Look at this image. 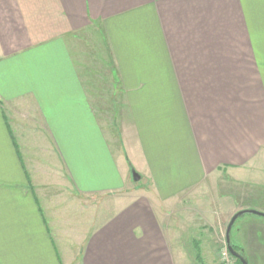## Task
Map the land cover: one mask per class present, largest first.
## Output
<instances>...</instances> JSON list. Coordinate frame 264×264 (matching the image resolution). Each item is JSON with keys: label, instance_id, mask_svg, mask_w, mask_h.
Returning <instances> with one entry per match:
<instances>
[{"label": "crops", "instance_id": "obj_1", "mask_svg": "<svg viewBox=\"0 0 264 264\" xmlns=\"http://www.w3.org/2000/svg\"><path fill=\"white\" fill-rule=\"evenodd\" d=\"M262 162L264 0H0V264H184L177 208Z\"/></svg>", "mask_w": 264, "mask_h": 264}, {"label": "rangeland", "instance_id": "obj_2", "mask_svg": "<svg viewBox=\"0 0 264 264\" xmlns=\"http://www.w3.org/2000/svg\"><path fill=\"white\" fill-rule=\"evenodd\" d=\"M83 44L87 49V58L97 60L103 55L101 44L95 35L92 34ZM124 153L132 163V157L125 147ZM132 167L134 168L133 165ZM133 172L140 175L136 168ZM147 179V176L141 175L140 180L135 182L130 175L131 191L127 194L138 195L141 190H148ZM184 203L177 208L178 211L183 210L180 219H170L179 222L178 226L174 223L175 227H172L176 230L178 242L182 241L180 244L183 246L184 264H236L232 257L224 259L221 256L227 248L225 231L237 212L253 210L264 213V162L251 163L241 170H227L219 177H211L204 187L197 189ZM260 225H264V218L245 215L238 218L231 229L230 245L239 248L237 253L241 254L247 264H264V240L258 236L257 247L250 254L249 248L254 243L245 235L250 230L248 226ZM194 242L200 245L199 251ZM197 251L200 259H196Z\"/></svg>", "mask_w": 264, "mask_h": 264}, {"label": "water", "instance_id": "obj_3", "mask_svg": "<svg viewBox=\"0 0 264 264\" xmlns=\"http://www.w3.org/2000/svg\"><path fill=\"white\" fill-rule=\"evenodd\" d=\"M133 173V180L135 182L139 181L140 180V177L134 173ZM245 215H249V216H258V217H262L264 218V213H260V212H257V211H253V210H244V211H240V212H237L229 221L228 225H227V228H226V231H225V242H226V247H227V250H228V253L231 255V257H233L234 259L238 260L240 262V264H247L246 260L241 256V254L237 253L236 251H234V249L232 248V246L230 245V233H231V229H232V226L234 224V222L240 218V217H243Z\"/></svg>", "mask_w": 264, "mask_h": 264}, {"label": "built area", "instance_id": "obj_4", "mask_svg": "<svg viewBox=\"0 0 264 264\" xmlns=\"http://www.w3.org/2000/svg\"><path fill=\"white\" fill-rule=\"evenodd\" d=\"M221 256L226 259V258H231L230 254L228 253L227 248L221 253Z\"/></svg>", "mask_w": 264, "mask_h": 264}, {"label": "trees", "instance_id": "obj_5", "mask_svg": "<svg viewBox=\"0 0 264 264\" xmlns=\"http://www.w3.org/2000/svg\"><path fill=\"white\" fill-rule=\"evenodd\" d=\"M232 248H233L234 251H236V252H238V250H239V248L234 247V246H232ZM197 252H198V251H197ZM199 257H200V256H199V252H198V255H197V258H196V259H200ZM232 259L235 261L236 264H240V262L237 261L236 259H234L233 257H232Z\"/></svg>", "mask_w": 264, "mask_h": 264}]
</instances>
